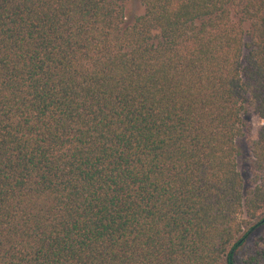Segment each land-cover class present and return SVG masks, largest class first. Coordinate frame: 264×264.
I'll list each match as a JSON object with an SVG mask.
<instances>
[{
	"label": "trees",
	"instance_id": "16d2710c",
	"mask_svg": "<svg viewBox=\"0 0 264 264\" xmlns=\"http://www.w3.org/2000/svg\"><path fill=\"white\" fill-rule=\"evenodd\" d=\"M127 2L0 0V264H264V0Z\"/></svg>",
	"mask_w": 264,
	"mask_h": 264
},
{
	"label": "rangeland",
	"instance_id": "374dc122",
	"mask_svg": "<svg viewBox=\"0 0 264 264\" xmlns=\"http://www.w3.org/2000/svg\"><path fill=\"white\" fill-rule=\"evenodd\" d=\"M144 12V7L142 6L140 0H128L127 2V14L128 18H131L132 16L136 14H142ZM249 25L245 24V29H248ZM249 123L251 125V132L249 134H245L244 136H241L237 140V145L241 150V155L239 156V168L243 172L244 177L247 179L250 178L251 172L249 169V158L251 157V152L248 147V137H251L253 139L258 138V132L260 130V127L262 126V119L256 115L251 114L249 117ZM264 233V225L260 226L254 233H252L251 237L249 238V242L247 244H252L255 239H258L260 235ZM264 245L261 243L260 247H263Z\"/></svg>",
	"mask_w": 264,
	"mask_h": 264
}]
</instances>
